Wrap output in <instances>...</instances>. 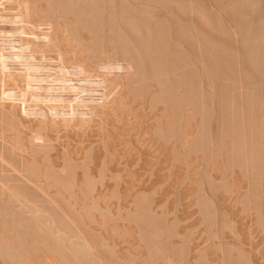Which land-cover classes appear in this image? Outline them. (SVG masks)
I'll return each instance as SVG.
<instances>
[{"label": "bare ground", "instance_id": "1", "mask_svg": "<svg viewBox=\"0 0 264 264\" xmlns=\"http://www.w3.org/2000/svg\"><path fill=\"white\" fill-rule=\"evenodd\" d=\"M225 1L0 0V264H264V99L243 89V103L227 102L238 162L227 165L222 149L201 165L212 142L200 58L187 57L184 34L174 43L168 18L167 29L155 20L170 6L205 56H243L262 93L264 21L258 8L256 24L249 16L259 0ZM196 6L218 7L226 40L195 23L205 14ZM237 22L244 55L227 38ZM237 168L254 183L242 186Z\"/></svg>", "mask_w": 264, "mask_h": 264}, {"label": "rangeland", "instance_id": "2", "mask_svg": "<svg viewBox=\"0 0 264 264\" xmlns=\"http://www.w3.org/2000/svg\"><path fill=\"white\" fill-rule=\"evenodd\" d=\"M232 0H229V1H225V2H228V3H230ZM252 3H254L252 0H250ZM254 1H256V0H254ZM260 2V3H259ZM256 4L257 5H259V7H257V6H255V8H253L251 11H250V14H249V16H251L252 17V15H251V13L253 12V10L254 9H256V8H258L257 10H255V11H257L256 12V15L254 16L253 15V17H254V20H258V21H256V23H258L259 25H260V23H259V18H260V20H261V18H263V20L261 21V23H263V21H264V0H259L258 1V3L256 2ZM197 5V4H196ZM208 6V5H207ZM167 7V8H166ZM165 8L166 9H168V8H170V6L168 7V6H166ZM197 7V6H196ZM165 8H163L164 10H156V12H155V20L157 19V21L160 23V25H162V26H164V28H165V26H166V29L170 26L171 27V25H172V27H171V29L170 28H168V31L172 34V37H173V40H175L174 41V43H176V40H177V37L178 38H180V37H182L183 38V35L182 34H184L185 36H184V43H186V41L188 42V44H190V45H186V44H184L183 43V46H186V47H184L185 49H184V51H186V52H188V53H186L187 54V57L188 56H190V58H192V59H190L191 61H193V60H195V58L196 59H198L199 60V58H200V60H199V62L200 63H196V64H200V65H197V66H195L196 67V77H195V83H196V85H197V87L198 88H200V86L203 88V95H204V98H203V103H206V105H207V111H208V113L207 114H205L204 116H203V118H201L200 117V119H202L201 120V124H202V131L204 132V134H208V136H209V138H210V141L212 142L211 143V146H206V147H208L207 148V150H209V148L211 147L212 149L211 150H209V152H208V156H206L205 154H202L200 157L201 158H204V161H202L200 164L202 165H207V162H206V160H208V159H206L207 157L208 158H211V155L213 154V153H215V156L214 155H212L213 157H217V156H219L220 155V151L219 150H224V152H223V158H225V160L223 159V161L225 162V163H227V165H229V166H233V164H236L237 162H238V158H236L235 156H234V158H235V160H234V158L233 157H231V152H232V149L231 148H228L232 143H233V140H232V138H231V136L228 134L227 135V137L224 135V133H228L229 131H230V127H229V125H227L226 126V120L228 119V113H229V111H230V108H229V111H228V109H227V102L228 101H236L235 103L236 104H238L241 100H243L241 103H243L244 102V97L246 96L245 94V92H244V94H242L243 92V89H244V91H246V92H252V94L250 95V97L253 99H251L250 98V100H252L253 102L252 103H256V101H259L260 102V100H262L261 98H263L264 99V96H262L261 94H263L264 92H263V90H264V87L262 88L261 87V89H262V93H261V90H260V87H259V89H258V87L254 84V82L253 81H251V79L249 80L248 79V76L247 75H245V74H247L246 72H245V70H244V68H245V66H244V64L243 63H245V61H244V59L242 60V57L243 56H240V59H239V56L237 57V55H235V51H234V53L233 52H230V51H227V50H223V48H221V47H219V49H217V51H216V47H214V49H215V51L217 52V56H215L214 55V53H216L213 49H212V47H210L213 51H211L210 50V48H209V50H208V53H210V54H213V56L214 57H217L218 58V56H219V58L216 60V59H214V57H211V55H209V54H207V55H209V57L210 58H212V59H214V62L212 63V61L210 62V59L208 58V56L206 57L205 56V54L202 52H200V51H198V50H201L202 51V47L200 46V48L201 49H199L198 47L199 46H197L198 44H195V41H193L192 39H193V37H192V35H191V30L193 29L192 28V26L190 27V26H188V25H190V24H185L184 26H183V24H179V21L178 20H176L175 21V19H173L172 20V15H166V13H165ZM198 8V7H197ZM199 8H202V9H200L199 10ZM199 8L197 9V10H199L198 12L200 13H203V12H205V14L203 13V14H201L200 16V18L202 19H200V18H197V20L198 21H196L195 20V18L197 17L196 15H194V13H193V15H194V17H193V19L196 21H194V20H192V21H194L195 23H197V22H200V23H197V24H199L200 25V28L202 27L201 25V23H203V27L204 28H206L207 27V22H208V24L210 23L211 25H212V27H211V25L209 24L208 26L211 28H209V27H207L206 29H207V31H214V32H212V34L213 33H215L214 35H216L217 34V36H218V34H219V29H220V31L222 30V28L221 27H217V26H215V25H217V20H219V18L218 19H216L217 17H219V16H217V17H215L213 14L217 11V9H218V7H213L212 8V10L213 9H215L214 10V12L211 14V12L210 11H212L211 9H209V8H204V7H200L199 6ZM171 9H172V7H171ZM205 9H206V11L207 10H209V11H207V13L209 12V14H207L206 13V11H205ZM160 11V12H159ZM168 12H167V14H169L170 12L172 13L173 11L171 10L170 11V9H168L167 10ZM170 11V12H169ZM255 11H254V13H255ZM170 13V14H171ZM190 14V13H189ZM216 14V13H215ZM192 15V13H191V16H193ZM206 16V17H208V18H206V17H204V16ZM212 15H213V17H212ZM168 16V17H167ZM169 16L171 17L170 19H169ZM186 16H187V12H186ZM196 16V17H195ZM210 16V17H209ZM224 16V15H223ZM249 16L247 17V20H248V23H252V22H249L250 20H249ZM189 16H187V18H188ZM202 17H204V18H202ZM215 17V18H214ZM233 18H234V16H232ZM230 18V19H232V22L234 23H236V21H239V22H243L242 24L241 23H239V22H237V24H236V27L235 26H233L232 24V27H234L233 29H234V31L236 30V29H238V23L239 24H241L240 25V28L242 29H239L240 30V32L242 31L243 32V30L245 29L246 30V26H247V24H245L247 21H245V23H244V21H242L243 19H240V18H238L237 20H236V18L237 17H235V20L233 19V18ZM250 17V18H251ZM253 17H252V20H253ZM168 18V20H170L169 22L171 23V24H169V23H167V21H166V19ZM173 18H176V16L174 15V17ZM192 18V17H191ZM212 18V19H211ZM177 19V18H176ZM199 19H200V21H199ZM214 19H216V20H214ZM246 18H244V20H245ZM162 21V22H160V21ZM172 20V21H171ZM204 20H207V22H205ZM208 20H210V21H208ZM241 20V21H240ZM251 20V21H252ZM254 20H253V23H255L254 22ZM178 21V23H176ZM166 22V25L165 24H163V23H165ZM219 22V21H218ZM231 22V20H230V23H232ZM162 23V24H161ZM215 23V24H214ZM255 23V24H256ZM67 24V22L64 24V27L62 28L63 29V31L65 30V36H66V39L68 40V41H70L71 42V44H72V42L74 43V41L76 42V39H74L72 36H70L69 35V33H71L70 32V30L68 29V28H66L68 25H66ZM167 24H169L168 25V27H167ZM177 24V25H176ZM179 24V25H178ZM220 24V23H219ZM218 24V26H220ZM181 25V26H180ZM249 25V27H250V24H248ZM252 25V24H251ZM263 25H264V23H263ZM180 27V29H179V27ZM183 26V27H182ZM186 26V27H185ZM214 26V27H213ZM243 26H245V27H243ZM69 27V26H68ZM189 27V30L187 29H185V28H188ZM203 27L201 28V29H203ZM215 27H217V28H215ZM248 27V26H247ZM66 28V29H65ZM175 28V29H174ZM190 28H191V30H190ZM244 28V29H243ZM69 31H68V30ZM170 30H174L173 32H171ZM224 30V29H223ZM222 30V34L224 33V31ZM239 30H236L235 31V36H234V38H232L231 37V35L229 36H227V38L228 37H230V39H233L234 41V45L235 44H239V43H241L242 44V40H243V38H242V40H240L239 41V39H240V35H242L243 33H241L240 35L238 34L239 33ZM68 31V32H67ZM186 31H187V33H186ZM218 31V33H216ZM237 31H238V33H237ZM190 32V33H189ZM245 32V31H244ZM67 33V34H66ZM178 33V34H177ZM188 33H189V35H188ZM225 33H228L227 31L225 32ZM223 34L224 36L223 37H221V38H225V36H226V34ZM237 33V34H236ZM181 34V35H180ZM229 34V33H228ZM69 35V36H68ZM179 35H180V37H179ZM187 35V36H186ZM221 35V34H220ZM236 35L238 36V37H236ZM68 36V37H67ZM189 36V37H188ZM70 37V39H68ZM185 37L187 38H191L190 40L189 39H186L185 40ZM235 38H237V39H235ZM181 39V38H180ZM222 39V40H223ZM230 39H228V41L229 42H227V41H223V43H231V41H230ZM74 40V41H73ZM224 40H226V39H224ZM235 40H237V41H235ZM69 42V43H70ZM177 42H178V40H177ZM193 42V43H192ZM197 43V42H196ZM75 44V43H74ZM177 44V43H176ZM194 44V45H193ZM226 44H224V45H226ZM241 44H239V45H237V48H239L238 50H240V49H242V50H240V54H242V55H244L245 54V52H244V48H243V46L244 45H242V47H240L241 46ZM197 47H196V46ZM223 45V44H222ZM190 46H191V48L194 50V51H192V50H190ZM239 46V47H238ZM235 47H236V45H235ZM195 48V49H194ZM204 50V49H203ZM222 50V51H221ZM197 51V52H196ZM244 53H243V52ZM190 52V53H189ZM194 54H193V53ZM204 52H207V50L205 51L204 50ZM223 52H225V54H223ZM230 52V53H229ZM198 53H200L202 56H200V54H198ZM231 53H233L234 54V56H233V54H231ZM190 54V55H189ZM239 54V55H240ZM193 57H192V56ZM196 55H198V56H196ZM228 55H230V56H228ZM236 56V57H235ZM201 57H203V58H201ZM206 57V58H205ZM222 57V58H221ZM228 57V58H227ZM234 57V59H235V61L232 59ZM245 58V57H244ZM226 61H225V60ZM242 60L241 62L238 60ZM195 61H197V60H195ZM217 61V62H216ZM225 61V62H224ZM202 62V63H201ZM204 62V63H203ZM221 62V63H220ZM233 62H235V63H233ZM207 63V64H206ZM218 63V64H217ZM243 65H242V64ZM203 64V65H202ZM212 64V65H211ZM225 65V66H224ZM241 65V66H240ZM243 66H244V68H243ZM239 67V68H238ZM242 68H243V71H242ZM228 69H230V70H228ZM232 69H234V70H232ZM230 72V73H229ZM236 72V73H235ZM229 74V75H228ZM232 74V75H231ZM236 75V76H235ZM117 76L118 77H120V78H123V80L126 82V83H128V85H129V87H130V89H133L134 88V86H133V83H132V80H130V77H129V75L127 74V73H125L124 72V70L121 68V67H119L118 66V73H117ZM226 76V77H225ZM229 76H231V77H229ZM234 78H233V77ZM241 76V77H240ZM129 77V78H128ZM224 79V80H223ZM230 80V81H229ZM238 83H237V82ZM242 83H241V82ZM249 81V82H248ZM251 81V82H250ZM227 82H228V84H227ZM232 82V83H231ZM253 82V83H252ZM230 83V84H229ZM244 83V84H243ZM250 83H251V85H250ZM234 84V85H233ZM243 86H242V85ZM255 85V87H254V85ZM253 85V86H252ZM234 86H235V88L236 89H233L232 90V88H234ZM232 87V88H231ZM239 87H242V88H238ZM250 89H249V88ZM251 87H253V89L251 88ZM228 88V89H227ZM230 88H231V91H230ZM136 89H138V90H140V88L138 87V88H136ZM242 89V90H241ZM254 89H255V92H254ZM257 89V90H256ZM159 90H161V89H159ZM224 90V91H223ZM239 90H241V91H239ZM252 90V91H251ZM136 92H134L133 93V95L136 97V98H142L143 99V101H142V103H145V100L147 99V92H145V93H139L137 90H135ZM228 91H229V93H228ZM235 92V94H234V92ZM238 91V92H237ZM259 92V93H258ZM233 93V94H232ZM237 93V94H236ZM239 93V94H238ZM261 93V94H260ZM242 94V96H240ZM259 94V95H258ZM232 95H234V97L232 96ZM236 95V96H235ZM237 95H239V96H237ZM257 96H259V97H257ZM195 97V96H194ZM232 97H233V99H232ZM235 97H241L242 99H240V101L238 102V100H235L236 98ZM256 97V98H255ZM254 98H255V100L257 99V98H259V100H254ZM192 101V103L194 104V102H195V100H191ZM197 101H200V99L198 100L197 99ZM230 101V102H231ZM255 101V102H254ZM261 102H264V100H262ZM260 102V103H261ZM254 105H256V104H254ZM258 105V104H257ZM259 105H262L263 106V104H259ZM258 105V106H259ZM171 106V105H170ZM168 104H167V107H170ZM258 106H256V108L255 109H257V107ZM262 106H261V108H262ZM260 107V106H259ZM193 108H194V110L196 111L198 108H199V105L197 104V105H195V106H193ZM261 108H260V110H261ZM257 111V110H256ZM259 111V110H258ZM226 121V122H225ZM180 131H178V133H179ZM180 139H176V144H175V146H174V153L175 154H180V152L184 149V147L182 146V141H181V139H182V137H179ZM224 139H227L226 141L227 142H225L224 141ZM224 143H226L225 144V146H224ZM228 144H230L228 147L226 146V145H228ZM232 146V145H231ZM225 147H227V148H225ZM206 150V149H205ZM206 152V151H205ZM219 154V155H218ZM221 156V155H220ZM206 159V160H205ZM222 162V161H221ZM204 163H206V164H204ZM223 165H225V164H223ZM237 172L241 175V173H242V171L241 170H239V168H237ZM241 172V173H240ZM245 175V176H244ZM243 176L245 177V179H246V174H244V172H243ZM242 175H241V178H242V180H241V182H242V186H246L245 184H247V182L248 183H251V182H249V180L251 179H249L248 177L249 176H247V179H249L248 181L246 180H244V177H243ZM239 179V178H238ZM252 180V179H251ZM239 181V180H238ZM241 182H239V183H241ZM252 183H254V182H252ZM249 185V184H248ZM247 185V186H248ZM211 185H209V187H210ZM250 186H253V184L251 185H249V187ZM207 187H208V185H207ZM208 187V190L210 191V188ZM248 187V188H249ZM252 188V187H251ZM250 188V189H251ZM264 188V187H263ZM262 188V190L263 191H261V190H259V191H261V192H264V189ZM255 189V188H254ZM252 191L253 192H255V190H253L252 189ZM262 194V193H261ZM260 194V196L262 197L263 195H264V193L261 195ZM160 197H162V196H160ZM264 197V196H263ZM262 197V199L264 200V198ZM264 202V201H263ZM263 202H261V207H262V205H263V209H264V203ZM263 203V204H262ZM191 208H187V210H185V211H187V213L186 214H190V212H191V210H190ZM233 209V208H232ZM233 211H236L235 209H233ZM237 212V214H239L238 213V211H236ZM235 212V213H236ZM235 215V214H234ZM239 219H240V217H241V219L243 220V221H241L240 220V222H244L243 224H242V226L243 225H245V223H247V222H245V219H243V217H242V215L240 216V214L239 215H236ZM240 216V217H239ZM236 217V218H237ZM256 244V243H255ZM258 244V243H257ZM264 247V246H263Z\"/></svg>", "mask_w": 264, "mask_h": 264}]
</instances>
